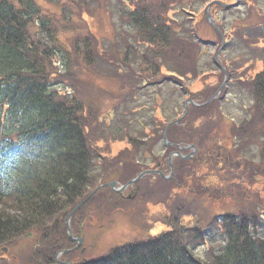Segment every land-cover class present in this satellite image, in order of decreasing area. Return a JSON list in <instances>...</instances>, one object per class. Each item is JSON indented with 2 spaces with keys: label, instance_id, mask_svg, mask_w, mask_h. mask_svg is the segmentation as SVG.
<instances>
[{
  "label": "trees",
  "instance_id": "1",
  "mask_svg": "<svg viewBox=\"0 0 264 264\" xmlns=\"http://www.w3.org/2000/svg\"><path fill=\"white\" fill-rule=\"evenodd\" d=\"M14 4H17V1ZM11 6L10 4L5 11H11L13 7ZM76 8L78 10V6L74 9ZM24 12V8L19 7L13 17L17 21V27L19 26V30L13 37L18 43L25 36V27L30 23L29 17H24ZM104 17L108 20L107 13ZM1 19L3 23H6L4 18ZM0 27L2 31V24ZM172 31H175V27ZM142 41H145L143 37ZM3 44L7 50L0 49V64L6 59L7 54L13 66H20L27 58L32 57V54L22 55L23 49L19 46L20 44L14 45V42ZM16 49L21 52H18L17 57H15ZM77 53L80 51L78 50ZM145 65L150 66V61ZM25 69H29L33 76L43 79L34 61L29 66H25ZM255 80L256 85H259L264 92V72L257 75ZM24 82L25 80L20 78L14 81L11 88L0 85L2 101L10 96L13 97L5 112L18 127L17 135L8 133L7 130L6 139L0 140V243L16 236L15 234L22 226L37 222L44 224L43 222L54 218V214L57 218L58 213L69 208L80 194L85 193L90 183L86 173L89 158L87 165L80 168L84 161L82 152L84 143L81 147L80 138H75L80 135L82 137V132L77 130L79 134H72L70 131V126L73 127L77 120L76 114L81 108L80 103L73 100L65 104L54 93L49 92V87L44 81L31 80L32 84L22 86ZM260 95L259 99L264 101V93ZM19 107L23 109L16 110ZM96 113L100 114V109H97ZM96 113L85 115L82 124L87 126L94 123L98 119ZM3 125L5 126L4 121ZM13 125L16 127L15 124ZM69 151L72 153H68ZM31 153L33 155L41 153L43 157L37 160ZM53 156L57 159L49 162ZM23 173L27 178H22ZM21 186L27 189L29 197L20 195V192L16 190ZM247 247L229 246L218 261H207L205 264H264V239L250 245L248 249ZM174 248L175 246H172V252L178 255L179 252ZM168 252L170 248H166L161 254H168ZM161 256L159 258L156 255L152 256V264H177L172 261L166 262L164 261L166 255L165 258ZM181 258H184L181 264H192L182 254ZM116 264L121 263L118 261Z\"/></svg>",
  "mask_w": 264,
  "mask_h": 264
},
{
  "label": "rangeland",
  "instance_id": "2",
  "mask_svg": "<svg viewBox=\"0 0 264 264\" xmlns=\"http://www.w3.org/2000/svg\"><path fill=\"white\" fill-rule=\"evenodd\" d=\"M254 3L256 0H253ZM117 26V25H116ZM115 26V27H116ZM171 54H169L167 56L168 61L163 62V67L164 70H162L163 74H168L167 71H172L173 72V77L172 81H176L175 84L177 85L178 81L181 83H184L185 87H188L189 90L193 89L195 90V88H193V85L198 82V81H202L203 82V86L205 87L206 84L208 86H213V82H215L214 77L209 78L208 81V77L207 74H204V55L201 54V56L199 55V51L198 48L196 49H192L189 50L188 53H179L177 51V49L175 50V52H172V50H170ZM208 53H210V51H208ZM233 58H238L237 56H233ZM232 61V60H231ZM234 64H231V74H230V84L233 85L234 87H236L237 85V81L235 80V74H234ZM56 69H58L57 66H55ZM189 71H194V74L190 73ZM248 71V70H246ZM52 73V72H51ZM50 73V74H51ZM104 73V71H97V70H93V71H89L87 74L84 75L83 77V81H79V80H75L74 78H69L70 79V83H75V84H79L81 87H85L88 91L91 92H95L96 88L91 87V89L89 87H87L86 85H89V83H94V80L92 79L93 77H100L102 76V74ZM55 73L49 75V79L51 81H56V80H61L63 79V74H61V77H56L53 76ZM183 74V75H182ZM182 75V77L180 76ZM167 76V75H166ZM144 77V75H143ZM246 78H249V72H247V74L245 75ZM192 78V79H191ZM140 80V79H139ZM171 81V83H172ZM89 82V83H87ZM86 84V85H84ZM141 85V84H140ZM178 85H180L178 83ZM177 85V86H178ZM91 86V85H89ZM173 86V90H171V85H167L164 87V89L162 88V99L164 100V104L161 106V112H164V115H166L167 112L173 113V103H174V98L178 97V94H175V87ZM197 84L194 85V87H196ZM97 87V86H96ZM179 87V86H178ZM229 87V86H228ZM180 88V87H179ZM141 90V94H143V98H145V96L149 93L148 89H143L140 88L139 90H136L138 92H140ZM154 90H159L161 91L160 88L156 87ZM135 91V92H136ZM236 93L232 94L230 96V98H232ZM171 95V96H170ZM239 94L235 95L233 97V99H236V96H238ZM247 99H245L242 104L240 105V112L245 109L243 107H246L245 105V101ZM147 103V107L149 108V110L154 108V105L152 102H146ZM225 103L222 104V107L224 108ZM142 110V109H141ZM157 113V112H156ZM136 116V114H134ZM145 116V114H144ZM229 117H234L236 120V117L234 116V114H228L227 113V118ZM126 118V116H125ZM145 118V117H144ZM125 119H123L124 122ZM147 120V119H146ZM122 122V123H123ZM125 129H126V134L132 138V139H141V140H145V138L141 135V127L138 125V123L136 122V119L134 118H127L126 122L124 124ZM208 126H206L205 124L203 125V129H206ZM95 133L97 134V131H95ZM103 133V131H100L99 134ZM113 135V134H110ZM206 135L203 133L202 137L204 138ZM116 138L121 139L122 135L118 134L116 136ZM104 139L108 142L109 139H111V137L109 138H105ZM122 141L123 143H120V148L123 146H127V148H131L130 145H128L126 142H124L123 140H119ZM212 139L208 140V144L212 143ZM119 143V142H116ZM229 144H232L233 142L228 141ZM235 144V143H234ZM233 144V145H234ZM114 146V145H113ZM145 147V148H144ZM94 148L98 151H101V154H105L108 153L109 150V145L108 144H102V143H95L94 144ZM161 145H158L157 149L161 150ZM144 149H146V143L143 144H138L136 141H134V147L129 151L127 150L126 153H124L123 155H121L120 160L123 161V164H121L120 168L124 169L127 168L128 166L132 165L133 162H140V163H147V161H144L145 159H143L142 157V153L144 151ZM200 149H204L202 145H199V150ZM203 151V150H202ZM233 153L235 154V148L233 150ZM239 155L241 157H243V159L247 160L250 162V160H253L252 163H255V161H257L259 155L256 153V148L254 145H249V146H245L243 145L242 147V151L239 152ZM103 156V155H102ZM194 163V162H191ZM119 168V165L117 166ZM155 179H157V181H155ZM165 181L163 178H160L159 176H157V178H150V176L145 175L143 177H141V179L136 183L138 190L135 191L134 197H138L137 200L129 203V202H122V201H116L113 200L112 202H107L104 199V196L101 197V195H99L100 193H96L93 195V198L88 202V204L82 209V211L75 215V217L70 221V233L71 236L74 235H79L81 234L82 231V236L83 238L86 239H90V246L91 249H93L92 247L97 248L100 245H102L101 247L103 249H105L108 244H110L109 250L111 249V243L122 239H131L135 236V238L139 235L138 232H148V227L146 226V224L141 220L140 216H137L135 218L132 219H128L129 224H127V219L125 218V216L123 215V210H125L124 207H126V209L129 211V209H132V211H136L141 204H144L145 201H149L147 199V196L150 195H155L157 194L158 196L161 193V189L164 188L163 186L165 185ZM257 185V186H256ZM96 185L93 184L91 187L88 186V190H92L93 187H95ZM264 186H262L261 184H255L253 185V188H249V191H246L247 196H250L251 193H253L254 195H261V190H263ZM89 191V192H90ZM174 191V190H173ZM241 190L239 189V192ZM253 191V192H252ZM177 192H179V190H177ZM183 194V193H180ZM175 197V196H173ZM133 198V197H132ZM156 199H158V197H156ZM166 200L169 201V204L172 200V198L170 197V192H168V194L166 195ZM199 203V202H198ZM90 209V214H89V218H85L86 216V211L87 208ZM146 207V205H145ZM157 207V206H154ZM190 211L193 213H197L196 209L194 206L190 207ZM115 214H119L121 217L118 219H114L112 222L110 223H106L104 221V218H106L107 216L113 217ZM175 215V213H173ZM127 215V212H126ZM90 217L93 218V222L90 219ZM85 218V219H84ZM84 219V220H83ZM116 221H118V223H116ZM124 221L125 224H121ZM106 223V224H105ZM202 223H204V220L202 217H199L197 215H194L192 221H191V225H185L186 227H191L194 228V226L196 225H201ZM105 227L103 230H99V228ZM147 227V228H146ZM86 230V232L84 233V231ZM99 230V231H98ZM143 230V231H141ZM96 232V236L97 235H101L99 236V239L94 238V233ZM66 233V230H65ZM67 235V234H66ZM103 241L102 242V239ZM87 241V240H86ZM96 241V242H95ZM97 242H100L97 244ZM102 242V243H101ZM26 241L22 240L20 244H25ZM96 244V246H95ZM105 252L103 251H98V249L95 252H92V257L100 255V254H104ZM2 264H6V263H2ZM28 264V263H27Z\"/></svg>",
  "mask_w": 264,
  "mask_h": 264
},
{
  "label": "water",
  "instance_id": "3",
  "mask_svg": "<svg viewBox=\"0 0 264 264\" xmlns=\"http://www.w3.org/2000/svg\"><path fill=\"white\" fill-rule=\"evenodd\" d=\"M136 180H137V179L135 178L134 180H131V181H136ZM131 181H130V182H131ZM110 185L112 186V185H114V183H111ZM73 211H74V209H73ZM73 211H72V212H73ZM72 212L70 213V215L72 214Z\"/></svg>",
  "mask_w": 264,
  "mask_h": 264
}]
</instances>
